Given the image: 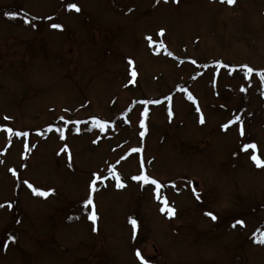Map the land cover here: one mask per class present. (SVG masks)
Segmentation results:
<instances>
[{"label":"rangeland","instance_id":"obj_1","mask_svg":"<svg viewBox=\"0 0 264 264\" xmlns=\"http://www.w3.org/2000/svg\"><path fill=\"white\" fill-rule=\"evenodd\" d=\"M243 65L264 69V0H0V264H264V81Z\"/></svg>","mask_w":264,"mask_h":264},{"label":"snow or ice","instance_id":"obj_2","mask_svg":"<svg viewBox=\"0 0 264 264\" xmlns=\"http://www.w3.org/2000/svg\"><path fill=\"white\" fill-rule=\"evenodd\" d=\"M227 3L232 4V3H234V0H227ZM66 7L69 10H72V9H75L76 11H79L80 10L79 7H78V5L76 3H68L66 5ZM5 15L10 16V17H14V16L17 15V13H15V12H7V13H5ZM51 27L52 28H55V29H59V28H62V25L59 24V23H53V24H51ZM163 31H164L163 29L160 30L161 33ZM148 39L151 42V37H149ZM131 63H132V61L129 60V64H131ZM217 63H219V62H217ZM243 67L246 69V75H249V74H251L253 72H258L260 74V76H261L262 81H264V69H253L252 67H250L248 65H243ZM131 76H133V77L136 76V72H135L134 69L131 72ZM188 98L189 99H192L193 97L191 96V94H189V97ZM198 111H199V109H198ZM169 114L171 115V110H169ZM142 115H146V110H145V113L142 114ZM93 119H95V118H93ZM203 119H204L203 116H201L200 117L201 123H203ZM239 119L240 118L237 116V117H235V120H229L226 124L222 125V127L225 128V129H227L229 125L233 124L235 121H239ZM144 123H145L144 122V119H141L140 120L141 127H144ZM7 130L8 131H12V129H10V128L7 129ZM240 132H241V135L244 134L243 133V126L242 125L240 127ZM24 135H26V133ZM140 135L143 136L144 133L141 132ZM256 147L257 146H256L255 143H250V144H244L243 145V148L245 150H247L249 148L256 149ZM133 151H138V149H133ZM251 159L256 163L257 166H260V165L264 164V160L260 159V157L255 152H253V154L251 155ZM93 177L94 178L91 180L89 187H90L91 190L94 191L95 188H96L97 180L103 179L104 177L101 176V175H99V174H96V173L93 174ZM116 179H117V185L116 186L117 187H123L124 185H123L122 182H120V178H119L118 175H116ZM132 179H134V180H140V181H144L145 183H150L152 185H156V188L157 189H159L161 187L160 182L158 180H156L155 178L147 175L145 172H141V174L132 177ZM25 183L28 184L27 181H25ZM28 186L30 188H32V190H33L34 193H36L38 195H42V196H46V195H48V193L50 191H52L51 189L45 191V190H42V189H40L38 187L33 188V186L31 184H28ZM193 191H195V189H193ZM156 198L158 200H161V203H162L163 206L161 207L160 210L162 212L166 211L167 212V215H169V216H172V215L175 214V209L173 207L169 206L167 199L166 198H162L159 195V192H157V197ZM197 198H199V197H197ZM83 203L85 205H93V200H92L91 192L89 193L87 199H85L83 201ZM206 215H208L209 217H211L213 220H215L217 218L214 215V213L211 212V211H208L206 213ZM89 219H91L93 221H95L97 219L96 213L94 211V206H93V211L89 215ZM129 219H130V223L132 225L133 233H135V231L137 229V226H138V222L134 218H129ZM243 223L244 222L242 220H238V221L235 222V224H240V225H243ZM235 224L233 226H235ZM257 231H259V230H257ZM253 235L256 236V233H253ZM8 239L9 240H14L15 237L9 236ZM257 242H259L261 244H264V233H261L259 235V237H257ZM136 255L143 261V264H148V262L146 260H144V257L141 256V253H140V250L139 249L136 250Z\"/></svg>","mask_w":264,"mask_h":264}]
</instances>
